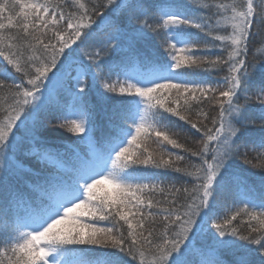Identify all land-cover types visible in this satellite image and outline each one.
I'll return each instance as SVG.
<instances>
[{"label": "snow or ice", "instance_id": "obj_1", "mask_svg": "<svg viewBox=\"0 0 264 264\" xmlns=\"http://www.w3.org/2000/svg\"><path fill=\"white\" fill-rule=\"evenodd\" d=\"M0 58V264H264V0H0Z\"/></svg>", "mask_w": 264, "mask_h": 264}, {"label": "trees", "instance_id": "obj_2", "mask_svg": "<svg viewBox=\"0 0 264 264\" xmlns=\"http://www.w3.org/2000/svg\"><path fill=\"white\" fill-rule=\"evenodd\" d=\"M97 23H99V20H97ZM93 27H95V25H93ZM192 31H196V30L193 29ZM143 46L146 49L154 50L155 49V42L154 41H148ZM72 47L74 48L75 45H73ZM70 50L71 49L66 50V51H70ZM0 61H2V58H0ZM209 79L214 80V79H217V77L210 76ZM9 83H11V81H9ZM0 95H2V93H0ZM51 102L52 103L56 102L55 97L53 98V100ZM93 102L95 103V95H93ZM205 111L209 112V114L211 116V115L215 114L216 110L212 105H206ZM49 118H51V114H49ZM173 119H175V118H173ZM99 123H101V125H102L103 121L101 120V121H99ZM180 123L183 124V122H180ZM184 127L187 129L189 126L185 125ZM101 131H102V129L98 130L96 133V136L98 138L101 135ZM58 132L60 134H58L57 136L54 137L53 143L58 149H60L61 153L64 155V159H65L66 163L70 166L71 163L73 162V152L86 150V145H77L76 143H74L75 141L79 140V137L74 135V134L64 132V130H62V129L58 130ZM194 132H195V130H191V132H181V135L178 137L179 141L181 143H184L187 147L196 148L199 145V137L202 136V134H197L194 136V135H192V133H194ZM193 141H195V143H193ZM153 147H154V145H153ZM171 151L187 155L186 153H182L180 149H171ZM192 160L197 161V158L193 157ZM235 168H236V171L238 172V174L240 176L247 177L248 183H249L250 187H252L251 196L258 197L259 196V188L261 185L260 176L257 174L259 172V170L253 169L248 165H244L241 161H237ZM106 190H111V185H109V184L102 185L101 189H100V194L102 195L104 193V191H106ZM238 195H243L242 189H241L240 193H238ZM228 207H232L231 198H229ZM244 219H246V218H244ZM101 223H105V222H101ZM236 223H239V220ZM242 227H244V226L242 225ZM210 243H211V241L207 238H204L201 241H198V245L199 244H210ZM224 258L225 259H231L230 255L227 253L224 254Z\"/></svg>", "mask_w": 264, "mask_h": 264}]
</instances>
